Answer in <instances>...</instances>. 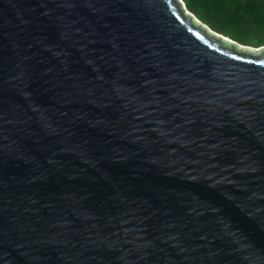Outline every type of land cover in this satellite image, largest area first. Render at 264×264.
I'll return each instance as SVG.
<instances>
[{"label": "water", "instance_id": "obj_1", "mask_svg": "<svg viewBox=\"0 0 264 264\" xmlns=\"http://www.w3.org/2000/svg\"><path fill=\"white\" fill-rule=\"evenodd\" d=\"M0 264H264V45L183 0H0Z\"/></svg>", "mask_w": 264, "mask_h": 264}, {"label": "trees", "instance_id": "obj_2", "mask_svg": "<svg viewBox=\"0 0 264 264\" xmlns=\"http://www.w3.org/2000/svg\"><path fill=\"white\" fill-rule=\"evenodd\" d=\"M216 32L254 47L264 45V0H183Z\"/></svg>", "mask_w": 264, "mask_h": 264}]
</instances>
